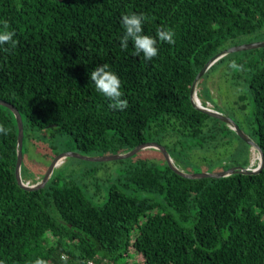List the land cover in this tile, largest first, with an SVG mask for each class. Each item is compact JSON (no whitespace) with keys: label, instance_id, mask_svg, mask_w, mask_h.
Masks as SVG:
<instances>
[{"label":"trees","instance_id":"16d2710c","mask_svg":"<svg viewBox=\"0 0 264 264\" xmlns=\"http://www.w3.org/2000/svg\"><path fill=\"white\" fill-rule=\"evenodd\" d=\"M132 13L147 17L144 35L164 26L176 43L158 41L151 61L134 55L131 41L122 51L121 18ZM0 20L18 42L0 49V99L22 115L24 145L52 128L83 155L128 153L158 138L180 169L197 151L219 157V171L250 166V145L196 109L191 90L217 55L264 37V0H0ZM232 61L243 71L231 69ZM103 64L121 81L124 111L110 110L90 80ZM221 69L239 94L225 115L264 152V48L222 58L200 84ZM199 98L222 112L211 89ZM0 125L11 129L0 134V264H127L132 249L141 264H264V170L187 179L168 163L162 170L140 160L104 202L56 172L45 188L25 191L16 179L17 120L1 105ZM46 172L22 167L24 180Z\"/></svg>","mask_w":264,"mask_h":264},{"label":"rangeland","instance_id":"374dc122","mask_svg":"<svg viewBox=\"0 0 264 264\" xmlns=\"http://www.w3.org/2000/svg\"><path fill=\"white\" fill-rule=\"evenodd\" d=\"M255 38L256 37H246L243 39L241 45L253 43L254 40L264 41V37H258V39ZM243 52H237L235 54L241 55ZM222 71L223 69L219 70L217 73L209 75L202 84H200V81L197 86V93L199 96L204 88L211 89L215 103L221 107V113L230 116L232 115V113L231 110H229V105L227 106L226 104L230 103L232 105V102L237 99L239 94L237 93L236 89L231 87L225 80V78H223ZM240 92L242 94L245 92L244 87L240 89ZM204 101L205 100H201L202 104ZM206 104V106L211 107V109H215L216 107L214 103L206 102ZM32 136L33 138L30 141H27L24 145L23 167L25 168L28 166L31 170L37 173H42L43 171L48 170L53 161L59 155L65 153H79L73 140L69 136L63 134L62 132H59L57 129L49 128L43 131L34 132ZM158 140V138H155L153 142L158 143ZM85 156L98 157L103 155L91 153ZM210 157V152L197 151L195 152V159L190 160L189 167L187 166L181 168L183 169V171L191 174L219 172L221 160L216 156L212 158ZM259 158V152L251 147L249 168H257L260 161ZM140 160H148L162 170L166 168L167 164L165 157L160 151L156 149H146L141 151L134 158L111 162L88 161L78 157H73L71 155L63 159L54 172L61 175L63 181L70 179L76 181L79 185L84 186L87 190L88 196H102L100 202H104L109 188L124 172V169H126L130 165L136 164ZM44 176L45 175L34 174V176L29 178L28 180H23L30 185H36L42 181ZM96 202L99 201L97 200ZM64 257V259H67V255H65ZM140 260L141 258L132 249L130 252V257L127 259V264H141ZM70 264L79 263L72 262ZM84 264L90 263L86 261ZM100 264L107 263L101 262Z\"/></svg>","mask_w":264,"mask_h":264},{"label":"water","instance_id":"95a60500","mask_svg":"<svg viewBox=\"0 0 264 264\" xmlns=\"http://www.w3.org/2000/svg\"><path fill=\"white\" fill-rule=\"evenodd\" d=\"M264 48V41H259V42H254L246 45H241L237 47L230 48L226 51H223L219 55H217L215 58H213L205 67L204 69L198 74L196 80L194 81V84L192 86L191 90V101L194 105V107L201 112L205 113L206 115L213 117L215 119L220 120L221 122L227 124L230 129L235 131L237 135L245 141L248 145H250L252 148L256 149L259 152L260 158H259V165L257 168L251 169L249 167H233L229 170L226 171H219L215 173H201V174H191L183 171L180 169L174 162L173 158L171 157L169 151L167 148L159 143L156 142H148L144 143L138 147H136L134 150L128 152V153H122V154H113V155H103V156H98V157H88L85 156L81 153L77 154H69L65 153L62 155H59L51 164L49 169L47 170L44 178L42 181L36 185H30L29 183L24 182L22 178V167L24 163V155H23V149H24V136H25V129H24V123L22 119V115L18 111L17 108H15L13 105L3 101L0 99V105L3 107H6L10 109L13 114L16 117L18 128H19V136H18V161H17V166H16V179L18 182V185L25 191H36L40 190L46 187V185L49 183L50 179L52 178L55 169L60 165L61 161L65 159L68 156H73V157H78L83 160H88V161H99V162H111V161H121V160H126L129 159L138 153H140L143 150L146 149H156L160 151L170 169L175 172L176 174L187 178V179H205V178H214V179H221L225 177H229L231 175L235 174H244V175H257L260 174L264 170V152L260 148V146L251 139V137L246 134L240 127L239 125L229 116L215 110L211 109L208 106H204L198 96L197 93V86L201 79L205 76V74L211 69L213 65H215L218 61H220L222 58L233 54L237 52H243V51H248V50H253V49H260Z\"/></svg>","mask_w":264,"mask_h":264},{"label":"clouds","instance_id":"9594fccd","mask_svg":"<svg viewBox=\"0 0 264 264\" xmlns=\"http://www.w3.org/2000/svg\"><path fill=\"white\" fill-rule=\"evenodd\" d=\"M147 17L141 14H127L121 18V23L124 28V35L120 39V47L122 51H126L129 46V41L132 42L135 49L134 55L143 54L146 61H151L158 55L157 42L174 45L175 32L172 29L160 26L156 30V36L151 37L143 34V23ZM10 24L7 20H0V49L9 52L15 49L17 41L14 39L15 32L10 31ZM8 45L10 47H4ZM229 67L234 71H243V65H238L235 61L230 62ZM90 80L94 83L98 93L106 97L110 103V110L124 111L128 108V101L123 99L124 93L121 91V81L119 77L109 70L107 64L97 66L90 74ZM10 128L0 125V134L8 135ZM34 264H48L46 260L37 258Z\"/></svg>","mask_w":264,"mask_h":264},{"label":"built area","instance_id":"2783aa9c","mask_svg":"<svg viewBox=\"0 0 264 264\" xmlns=\"http://www.w3.org/2000/svg\"><path fill=\"white\" fill-rule=\"evenodd\" d=\"M209 107V106H208ZM209 108H211V107H209Z\"/></svg>","mask_w":264,"mask_h":264}]
</instances>
